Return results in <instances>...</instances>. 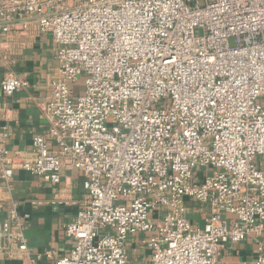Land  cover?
Wrapping results in <instances>:
<instances>
[{"label": "built area", "instance_id": "built-area-1", "mask_svg": "<svg viewBox=\"0 0 264 264\" xmlns=\"http://www.w3.org/2000/svg\"><path fill=\"white\" fill-rule=\"evenodd\" d=\"M31 27L51 34L59 62L40 103L47 132L30 159L0 125L1 178L22 168L59 184L78 168L87 197L64 225L68 254L34 253L15 204L0 253L139 264L126 241L149 233L147 264H226L228 242L253 236L249 264H264V0H0V50ZM27 85L11 68L1 80L6 97ZM189 201L209 206L203 227Z\"/></svg>", "mask_w": 264, "mask_h": 264}, {"label": "crops", "instance_id": "crops-1", "mask_svg": "<svg viewBox=\"0 0 264 264\" xmlns=\"http://www.w3.org/2000/svg\"><path fill=\"white\" fill-rule=\"evenodd\" d=\"M1 42L0 125L7 124L11 131L7 147L20 152L25 158L34 159L33 137L47 132L40 103L47 99L50 79L58 72L56 44L51 34L40 33L34 27L24 32L14 30L2 36ZM9 68L27 80L28 85L6 97L1 90V80ZM48 140L52 142L50 138ZM56 147L53 143L52 148ZM84 179L82 170L66 169L62 172L60 183L52 184L39 174L16 168L11 182L7 184L0 171V222L15 204L21 214L29 216L25 219V234L34 253L55 249L59 254H68L72 242L65 233L64 225L76 216L87 197ZM189 207L188 217L195 226L203 227L210 213L209 206L189 201ZM149 237V233L129 236L126 247L132 262L147 264L150 261L152 249L147 244ZM262 238L264 242V236ZM258 247L257 240L248 236L240 242H228L220 258L226 264H239L241 261L249 264L256 258ZM43 263L53 264L51 261ZM0 264L23 263L0 253Z\"/></svg>", "mask_w": 264, "mask_h": 264}, {"label": "rangeland", "instance_id": "rangeland-1", "mask_svg": "<svg viewBox=\"0 0 264 264\" xmlns=\"http://www.w3.org/2000/svg\"><path fill=\"white\" fill-rule=\"evenodd\" d=\"M230 43H231V45H234L235 44V39L234 38H232L231 40H230ZM84 77H85V75H81L80 77H79V81H80V85L82 84H84ZM261 101L262 102H264V97L261 99ZM205 169V168H204ZM203 169V170H204ZM204 171H206L207 172V169H205Z\"/></svg>", "mask_w": 264, "mask_h": 264}]
</instances>
